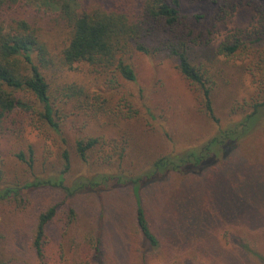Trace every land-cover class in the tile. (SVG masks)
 <instances>
[{"label": "rangeland", "instance_id": "rangeland-1", "mask_svg": "<svg viewBox=\"0 0 264 264\" xmlns=\"http://www.w3.org/2000/svg\"><path fill=\"white\" fill-rule=\"evenodd\" d=\"M28 2L27 16L34 18L39 9L52 12L40 6L38 0ZM100 4L112 6L110 2ZM180 4L188 18L182 19L174 31L184 37L195 62L208 70L216 84L212 96L215 116L222 127L238 122L264 92V2L180 0ZM193 13L199 18H193ZM48 24L43 26L41 34L50 52L57 55L64 45L65 28L53 22ZM222 44H238L239 49L225 57L217 52ZM130 63L136 76L133 82L112 74L97 76L84 64L71 70H56L51 92L60 101L55 100L59 132L35 112L21 115V135L0 132V187L21 185L34 177L55 176L62 169L64 149L70 157V169L65 175L70 185L80 176L94 172L137 177L158 158L201 147L214 136L219 125L201 112L199 94L179 73L174 57L134 53ZM68 85L85 87L91 101L98 102L102 110L96 114L85 112L78 108L75 99L62 98L61 89ZM22 99L34 110L38 109L30 94H22ZM81 138L99 140L98 146L88 153L86 164L75 151V143ZM29 150L33 152L32 167L18 157L22 154L29 160ZM233 158L240 167L248 165L242 178L247 182L252 201L237 209L231 196L216 189V184L191 192L197 203L207 201L215 209L214 214L217 213L213 221L209 213L210 221L201 233H195L194 228V233L183 231V217L190 209L186 207L174 216L175 205L166 204L163 209L169 211L167 216L162 211L153 216L161 223L168 218L169 225H164L160 232V247L149 251L134 227L129 188L108 189L98 196L78 195L67 202L59 190L44 188L30 192L23 204L0 201V261L79 264L86 256L81 238L98 229L104 219L111 226L119 220L126 222L128 237L115 240L110 227L103 232L108 233V241L102 264H260L253 253L243 254L236 245L243 239L248 248L264 257V109L259 123L238 142ZM197 186H201L199 182ZM160 194L155 187L142 190L149 210L154 211L163 199ZM63 202L74 207L76 220L66 227L60 214L48 226L44 256L38 259L31 246L36 218L49 206Z\"/></svg>", "mask_w": 264, "mask_h": 264}, {"label": "trees", "instance_id": "trees-1", "mask_svg": "<svg viewBox=\"0 0 264 264\" xmlns=\"http://www.w3.org/2000/svg\"><path fill=\"white\" fill-rule=\"evenodd\" d=\"M88 1L38 0L40 6H45L52 12L46 13L39 9L41 12L32 18L25 15L28 0H0V132L12 136L21 135V115L35 112L58 133L55 100L58 103L60 101L56 96L53 98L51 92L56 70H71L75 65L84 64L97 76L112 74L133 82L136 76L130 57L134 53L146 56L161 53L174 57L179 73L199 94L201 112L219 125V128L201 147L160 157L137 177L126 178L117 174L94 172L88 176H80L67 185L65 175L70 169V157L64 149L61 154L62 169L55 176L45 179L34 177L21 185L1 186L0 201L13 200L23 204L30 192L52 188L59 190L64 195L63 201L67 202L78 195L98 196L108 189L127 187L133 197L134 227L144 248L149 251H156L160 247V232L164 225H169L168 218L161 223L153 216V213L160 211L167 216L169 211L163 209L166 204L175 205L174 216L183 212L186 207L191 210L183 217L185 232L190 230V233H194V228L197 229L195 233H201L210 221L207 218L209 213L210 219L214 220L217 214H214L215 209L207 201L197 203L190 195L200 187L216 184V189L231 196L235 208L246 207L252 201L247 182L242 178L248 165L238 166L233 155L237 153L238 142L249 135L261 120L264 92L257 96L251 104L250 112L241 120L225 127L220 126L212 99L216 84L208 70L195 62L184 37L174 31L182 19L188 18L180 0H93L90 4ZM104 2H110L112 6L100 4ZM191 16L199 18L195 13ZM52 22L65 28L64 45L57 55L50 52L41 34L43 26ZM238 49V44H222L217 52L230 57ZM61 91L62 98L75 99L78 108L85 112L93 111L96 114L102 110L98 102L91 101L85 87L68 85ZM25 93L34 97L37 110L23 101L22 94ZM98 144L99 140L96 138L77 140L75 151L79 159L86 164L88 153ZM32 154L29 150V160H25L22 154L18 157L32 167ZM257 168L263 171L262 168ZM197 182L201 186H197ZM151 187H155L163 198L154 211L147 208L148 204L142 195V190L148 191ZM64 202L49 206L36 218L31 246L38 259L44 256L48 226L58 220L60 214L64 216L66 227H70L76 220V210ZM98 227L81 238L80 243L86 256L79 264H102V253L107 248L108 241V233L103 232L107 228H112L115 240L128 237L124 221L119 220L111 226L103 219ZM174 230L177 235L178 228L175 227ZM248 247L243 239L237 241L236 248L239 252L246 255L253 253L259 263L264 264V257ZM144 255L141 252V256ZM0 264L3 263L0 261Z\"/></svg>", "mask_w": 264, "mask_h": 264}]
</instances>
